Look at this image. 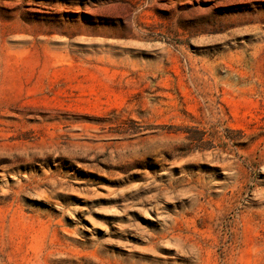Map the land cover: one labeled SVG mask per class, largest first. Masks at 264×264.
Masks as SVG:
<instances>
[{
    "label": "rangeland",
    "instance_id": "rangeland-1",
    "mask_svg": "<svg viewBox=\"0 0 264 264\" xmlns=\"http://www.w3.org/2000/svg\"><path fill=\"white\" fill-rule=\"evenodd\" d=\"M0 264H264V0H0Z\"/></svg>",
    "mask_w": 264,
    "mask_h": 264
}]
</instances>
